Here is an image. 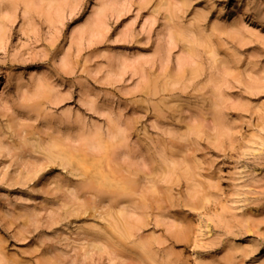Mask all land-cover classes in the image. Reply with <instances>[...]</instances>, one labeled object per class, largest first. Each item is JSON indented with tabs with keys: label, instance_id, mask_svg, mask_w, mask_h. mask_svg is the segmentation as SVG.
Segmentation results:
<instances>
[{
	"label": "rangeland",
	"instance_id": "374dc122",
	"mask_svg": "<svg viewBox=\"0 0 264 264\" xmlns=\"http://www.w3.org/2000/svg\"><path fill=\"white\" fill-rule=\"evenodd\" d=\"M0 264H264V0H0Z\"/></svg>",
	"mask_w": 264,
	"mask_h": 264
}]
</instances>
